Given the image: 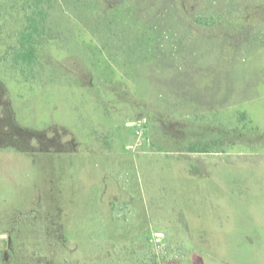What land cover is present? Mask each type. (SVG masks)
Returning a JSON list of instances; mask_svg holds the SVG:
<instances>
[{"label": "rangeland", "instance_id": "374dc122", "mask_svg": "<svg viewBox=\"0 0 264 264\" xmlns=\"http://www.w3.org/2000/svg\"><path fill=\"white\" fill-rule=\"evenodd\" d=\"M0 6V264H264V0Z\"/></svg>", "mask_w": 264, "mask_h": 264}, {"label": "trees", "instance_id": "16d2710c", "mask_svg": "<svg viewBox=\"0 0 264 264\" xmlns=\"http://www.w3.org/2000/svg\"><path fill=\"white\" fill-rule=\"evenodd\" d=\"M21 1L25 3V5L27 6V9L22 10L21 8V11L24 15V25L23 27H21V29L16 34V44L12 49L14 52L12 56V61H13V64L16 66L23 65L26 68H30L36 62V59H37L36 49H38V43L40 42V39L43 36L44 31H45L47 11H45L44 6L46 3L49 2V0H21ZM0 8L2 7L0 6ZM194 21L197 24H200V25L202 24L205 26H212L215 23V20L212 21L207 18H195ZM60 207H62L61 209L62 211L65 210V207H63L62 205H60ZM121 211H122V207H120L117 213ZM58 217L54 216L52 221L47 219L46 220L47 225L45 223L36 225L34 229L29 227L32 230V233L34 232L33 233L34 238H32L33 241L36 239L45 238V242L47 241L49 245L50 244L52 245L53 243L54 248L58 249L61 247H65L66 243H65V240L63 239H65L64 236L66 235L65 226L67 224V221L63 219L65 217H62L61 219H59ZM24 229L26 228L24 227ZM39 232H42V233H39ZM37 234L39 235V237L37 236ZM35 261H36V264H45L49 262L53 264H61V263H58L59 261L55 260L54 258L48 259L46 256H43L40 259L36 258ZM157 261H158V258H156V256L153 255L152 261H145L143 259L142 263L143 264H156ZM70 264H76V263L72 262Z\"/></svg>", "mask_w": 264, "mask_h": 264}, {"label": "built area", "instance_id": "2783aa9c", "mask_svg": "<svg viewBox=\"0 0 264 264\" xmlns=\"http://www.w3.org/2000/svg\"><path fill=\"white\" fill-rule=\"evenodd\" d=\"M144 124H145V121H138L137 123H134L133 125L135 126V128H136V134L138 135V136H141L142 135V131H141V129L143 130V128H144Z\"/></svg>", "mask_w": 264, "mask_h": 264}]
</instances>
